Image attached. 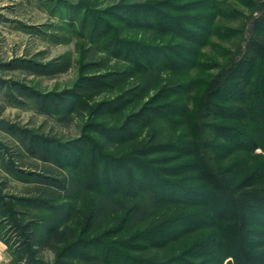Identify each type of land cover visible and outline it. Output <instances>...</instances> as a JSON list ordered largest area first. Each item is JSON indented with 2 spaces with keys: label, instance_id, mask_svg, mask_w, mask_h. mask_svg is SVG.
<instances>
[{
  "label": "rangeland",
  "instance_id": "1",
  "mask_svg": "<svg viewBox=\"0 0 264 264\" xmlns=\"http://www.w3.org/2000/svg\"><path fill=\"white\" fill-rule=\"evenodd\" d=\"M145 1L157 0H0V264H99L82 252L91 244L85 240L95 234L96 226L81 234L94 194L80 182L93 173L98 178L104 171L130 168L133 159L159 155L140 156L134 150L145 130L137 131L133 140L129 135L135 127L128 122L131 114L156 90L140 79L142 70L130 72L133 60L143 67L145 44L153 34L157 43L163 38L175 44L168 41L171 34L135 24L136 8L131 5ZM235 5L242 14L227 22L244 26L248 39L260 10ZM236 41L211 35L197 46L199 65L192 67L190 59V82L182 95L190 108L203 90L196 84H206L235 55ZM117 45L119 51L113 50ZM185 50L178 47L175 55ZM188 64L185 60L184 68ZM182 130V136L190 134L184 126ZM255 153L232 156L243 155L235 160H246L247 167L259 162ZM72 157L77 159L73 162ZM187 158L184 152L180 161ZM168 159L151 166L157 177L177 181L178 176L169 173L178 161ZM163 167L172 172H160ZM100 180L96 183L102 185ZM127 230L106 239H122ZM194 234L164 247H148L138 239L127 241L130 248L117 242L115 247L129 254L132 264L147 259L154 263L186 249Z\"/></svg>",
  "mask_w": 264,
  "mask_h": 264
},
{
  "label": "trees",
  "instance_id": "2",
  "mask_svg": "<svg viewBox=\"0 0 264 264\" xmlns=\"http://www.w3.org/2000/svg\"><path fill=\"white\" fill-rule=\"evenodd\" d=\"M176 1L131 5L136 8L135 24L169 33L168 41L175 42L160 38L157 43L153 34L143 51L146 63L142 67L133 60L130 66L132 73L142 70L140 79L156 90L131 114L128 122L135 127L129 135L133 140L137 131L145 130L143 142L134 150L140 156L159 155L133 159L132 167H117L108 174L104 171L101 177L97 174L102 185L96 183L94 173L82 179L84 190L94 195L85 210L81 234L96 226L95 234L85 240L91 244L82 252L99 264H132L133 258L115 247V242L130 248L127 241L138 239L148 247H164L193 232L186 249L166 256L165 261L147 259L142 264H264V0ZM235 2L260 10L248 39L244 38V26L228 23L242 14ZM219 17L226 22L216 19ZM211 35L237 38L238 51L206 84H196L203 90L198 103L190 108L182 99L184 86L190 82V59L192 67L199 65L197 46ZM178 47L186 48V54L176 56ZM115 48L119 51L118 45ZM185 60L188 68H184ZM228 119L234 123H226ZM183 126L190 134H180ZM257 147L260 152L255 153ZM180 152L188 156L185 161H180ZM236 152L255 153L259 162L244 167L246 160H235L243 155L232 156ZM165 158L178 161L169 173L177 175V181L157 177L151 166ZM163 168L160 172L164 174L172 172L170 167ZM106 208L108 213L103 212ZM101 212L108 216L100 223L103 215L93 217ZM125 227L129 230L124 238L106 239ZM188 255L194 257V263Z\"/></svg>",
  "mask_w": 264,
  "mask_h": 264
}]
</instances>
